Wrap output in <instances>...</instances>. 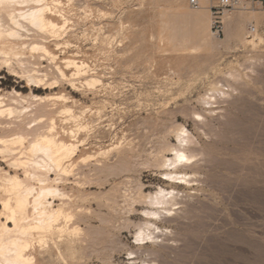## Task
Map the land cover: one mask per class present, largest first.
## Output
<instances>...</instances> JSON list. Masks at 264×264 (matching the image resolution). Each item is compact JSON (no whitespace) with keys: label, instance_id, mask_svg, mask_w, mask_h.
Masks as SVG:
<instances>
[{"label":"rangeland","instance_id":"1","mask_svg":"<svg viewBox=\"0 0 264 264\" xmlns=\"http://www.w3.org/2000/svg\"><path fill=\"white\" fill-rule=\"evenodd\" d=\"M48 1L60 12L54 16L59 25L67 21L57 38L43 35L55 58L28 49L24 62L13 64L15 71L0 64V95H66L50 102L55 112L41 124L54 122V133L68 142L84 140L59 184L69 207L83 214L81 235L91 255L81 262L264 264V41L237 44L225 29V17L244 9L225 15L221 37L211 24L210 47H189L181 43L187 30L181 19L174 31L166 26L175 14L201 10L188 0ZM256 27L264 38V24ZM250 28L248 40L254 38ZM66 58L84 62V76L101 81L80 83L82 74L74 86L72 68L57 84L30 81L33 70L56 77ZM214 85L226 94L215 92L217 100L206 103ZM63 104L77 120L58 112ZM179 124L192 134L187 148L196 161L183 170L193 172L194 181L179 185L176 209L156 219L159 237L139 244L142 210L151 207L144 195L173 186L161 156L178 143ZM6 130L0 128V135L11 134Z\"/></svg>","mask_w":264,"mask_h":264},{"label":"bare ground","instance_id":"2","mask_svg":"<svg viewBox=\"0 0 264 264\" xmlns=\"http://www.w3.org/2000/svg\"><path fill=\"white\" fill-rule=\"evenodd\" d=\"M208 2L202 0L204 6L199 8L201 10L175 14L166 24L168 29L174 31L175 19L179 18L185 23L187 30L181 38L184 46H211L208 35L212 21ZM241 9L244 10L225 17L228 39L232 37L237 44L243 45L262 43L264 38L259 31L252 40H248L246 29L248 25L252 27L253 23L263 25L264 13L248 6ZM58 14L59 10L54 9L48 0H0V64L15 71L13 64L15 61L22 62V54L28 49L42 51L55 58L54 52L43 42V35L53 33L57 38L56 33L64 29L67 21L59 25L54 19ZM64 63L65 69L59 65L56 67V77L49 79L47 73L43 72L46 74L44 76L40 70H33L30 81L57 84L60 79L68 78L70 68L74 69L70 78L74 86L82 74V80L78 81L80 83L94 86L101 81L96 75L84 76L83 71L87 67L84 62L66 58ZM212 91L214 93L203 98L206 103L217 100L216 93L226 94L224 89L215 85ZM12 93V98H7L9 102L4 95H0V128L11 132L0 135V161L6 165L3 167L0 162V264H81V260L90 252H85L84 247V241L88 238L81 235L80 220L83 214L69 207V202L65 200L67 193L59 184L74 167V158L84 140L68 142L54 133V122L44 126L41 124L46 116L53 114L52 101L66 100V95L43 96L33 91L24 94L17 90ZM58 110L66 118L79 117L68 104H63ZM195 116L204 117L199 112ZM10 119L12 122H8ZM33 121L36 123L32 125ZM174 132L178 143L171 144L170 153L165 152L161 156L162 166L167 167L163 174L173 186L168 189L161 185L155 192L144 195L151 207L142 210L145 221L139 224L136 233L139 244H147L159 237L158 232L163 230L156 219H162L164 214L176 209L181 192L178 186L194 181V173L183 170L196 161V153L187 148L193 141L192 134L184 124L177 125ZM73 136L76 134L73 133ZM87 158L82 157L83 160ZM58 197L62 199L59 203ZM134 253L131 251V254Z\"/></svg>","mask_w":264,"mask_h":264},{"label":"built area","instance_id":"3","mask_svg":"<svg viewBox=\"0 0 264 264\" xmlns=\"http://www.w3.org/2000/svg\"><path fill=\"white\" fill-rule=\"evenodd\" d=\"M208 8L212 15V30L221 37L224 34V17L227 12L247 5H258L264 9V0H208ZM191 7L195 9L202 8V0H188ZM249 35L257 33V28L252 26Z\"/></svg>","mask_w":264,"mask_h":264}]
</instances>
